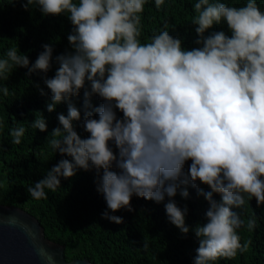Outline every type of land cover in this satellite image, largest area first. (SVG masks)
Masks as SVG:
<instances>
[{"label": "trees", "instance_id": "trees-1", "mask_svg": "<svg viewBox=\"0 0 264 264\" xmlns=\"http://www.w3.org/2000/svg\"><path fill=\"white\" fill-rule=\"evenodd\" d=\"M0 203L67 260L264 264V0H0Z\"/></svg>", "mask_w": 264, "mask_h": 264}, {"label": "water", "instance_id": "water-1", "mask_svg": "<svg viewBox=\"0 0 264 264\" xmlns=\"http://www.w3.org/2000/svg\"><path fill=\"white\" fill-rule=\"evenodd\" d=\"M0 264H92L67 260L64 246L44 235L38 219L24 209L0 203Z\"/></svg>", "mask_w": 264, "mask_h": 264}]
</instances>
